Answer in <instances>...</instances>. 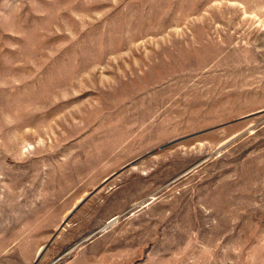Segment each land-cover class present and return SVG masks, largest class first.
I'll use <instances>...</instances> for the list:
<instances>
[{
  "label": "rangeland",
  "instance_id": "obj_1",
  "mask_svg": "<svg viewBox=\"0 0 264 264\" xmlns=\"http://www.w3.org/2000/svg\"><path fill=\"white\" fill-rule=\"evenodd\" d=\"M0 264H264V0H0Z\"/></svg>",
  "mask_w": 264,
  "mask_h": 264
},
{
  "label": "water",
  "instance_id": "obj_2",
  "mask_svg": "<svg viewBox=\"0 0 264 264\" xmlns=\"http://www.w3.org/2000/svg\"><path fill=\"white\" fill-rule=\"evenodd\" d=\"M47 247V246H46ZM46 247L43 248V250L41 251L40 255H42L46 249Z\"/></svg>",
  "mask_w": 264,
  "mask_h": 264
}]
</instances>
